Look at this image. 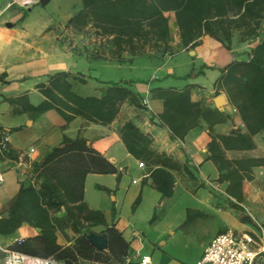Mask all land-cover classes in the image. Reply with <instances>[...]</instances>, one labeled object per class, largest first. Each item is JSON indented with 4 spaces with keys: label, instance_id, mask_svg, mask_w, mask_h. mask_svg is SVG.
I'll use <instances>...</instances> for the list:
<instances>
[{
    "label": "crops",
    "instance_id": "1",
    "mask_svg": "<svg viewBox=\"0 0 264 264\" xmlns=\"http://www.w3.org/2000/svg\"><path fill=\"white\" fill-rule=\"evenodd\" d=\"M81 8L82 0H0V128L9 133L12 153L0 154L6 176L0 188V216H9L22 186L40 188L43 178L38 177L36 163L66 139L84 138L116 166L117 172L88 173L82 200L65 198L66 203L49 209L51 217L57 219L53 222L56 243L72 250L74 264H124L125 257L137 251L150 256L151 264H197L208 243L221 233L259 234L264 229V165L252 166L254 178L244 179L238 201L227 191L230 182L220 181L221 172L210 150L214 139L221 143L220 135L228 136L234 130L247 132L226 92L218 93L216 81L221 68L235 59H248L250 40L242 41L240 32L234 31L228 49L204 35L200 44L190 49L182 43L175 15L169 12L168 16L173 15L169 17L172 53L132 55L126 51L122 61L109 53L96 57L82 45V51L73 50L62 38L68 33L69 20ZM200 71L203 73L197 74ZM60 72L68 73L74 89L84 96L100 97L106 83L130 82L142 103L147 99L148 104L143 103L145 109H141L125 101L109 124L81 116L68 121L55 108L38 113L34 107L47 99L40 85H48ZM187 85L193 102L219 109L228 117L213 126L200 119L179 139L161 120L164 99L154 89ZM221 95L225 104L219 107L217 98ZM129 120L149 136L152 149L170 158L176 167H163L155 159L143 161L145 166L140 167L142 160L129 152L119 132ZM253 138L256 147L249 150L226 149L221 143L226 159L234 164L247 158L264 161V132ZM21 153L26 154L23 163L17 160ZM160 167L173 179L168 197L158 189L153 174ZM207 180L219 189L210 187ZM113 226L128 243L122 260L110 255L107 229ZM90 233L106 234L108 247L97 248L89 240ZM40 234V227L24 222L13 234H0V243L13 246ZM189 245L194 246L195 254L188 261L179 251Z\"/></svg>",
    "mask_w": 264,
    "mask_h": 264
},
{
    "label": "trees",
    "instance_id": "2",
    "mask_svg": "<svg viewBox=\"0 0 264 264\" xmlns=\"http://www.w3.org/2000/svg\"><path fill=\"white\" fill-rule=\"evenodd\" d=\"M169 12L175 15L182 43L190 49L199 45L204 35H210L228 49H231L234 31L240 32L242 41L250 40L248 59H235L221 68L216 88L218 93L221 90L226 92L247 129L246 133L234 130L228 136L220 135L222 145L226 149H254V135L264 132V0H82V8L69 20L67 28L76 32L89 26L96 28L95 34L111 47L108 51L96 49L93 54L99 57L109 53L111 58L122 61V54L126 51L132 55L148 51L172 53ZM68 78V73L60 72L50 78L48 85H40L47 99L34 107L38 113L55 108L68 121L81 116L91 122L109 124L115 120L125 101L145 109L140 95L129 86L130 82L106 83L101 89L102 95L98 97L81 95ZM154 91L164 99L165 108L160 118L174 138L183 139L200 119L213 126L228 117L219 109L204 108L193 102L190 85L182 89L159 87ZM119 132L129 152L138 159L149 162L155 159L163 167H176L170 158L152 149L149 136L133 121H126ZM2 137L3 130L0 128V141ZM221 143L216 139L211 142V158L221 172L220 181L230 182L227 191L239 201L242 199L244 179L254 178L252 166L255 163L264 165V161L247 158L238 164L231 163L226 159ZM4 153L12 156L11 150ZM35 170L38 177L43 178L40 188L33 185L21 187L10 206L9 216H0V234H13L22 223L28 222L40 227L41 234L17 241L10 246L12 249L74 264L72 250L56 243L53 222L57 219L51 217L49 209L66 203L65 198L82 200L88 173H115L117 168L88 145L86 139L68 138L62 146L54 148L36 163ZM153 174L163 196H170L173 184L171 174L162 167ZM107 232L110 255L122 260L127 255L128 243L114 226L109 227ZM262 261L264 257L257 264Z\"/></svg>",
    "mask_w": 264,
    "mask_h": 264
},
{
    "label": "built area",
    "instance_id": "3",
    "mask_svg": "<svg viewBox=\"0 0 264 264\" xmlns=\"http://www.w3.org/2000/svg\"><path fill=\"white\" fill-rule=\"evenodd\" d=\"M144 104H148L147 99L143 100ZM9 133L3 132L0 141V154L9 152ZM35 151L30 149V153ZM26 154L18 155L17 160L20 163L25 161ZM140 167H144L145 163L141 161ZM6 176L3 165L0 161V188L5 183ZM136 183L137 181L134 180ZM210 187L219 189L218 185L211 180H207ZM134 235L140 237L138 231ZM0 252L3 254V264H65L53 257H39L26 254L12 249L10 246H4L0 243ZM264 257V229L261 228L259 234L244 233L236 234L227 231L215 236L205 247L201 258L197 264H257ZM136 259V260H135ZM124 264H151L150 256H141L137 251L134 256L125 257Z\"/></svg>",
    "mask_w": 264,
    "mask_h": 264
},
{
    "label": "rangeland",
    "instance_id": "4",
    "mask_svg": "<svg viewBox=\"0 0 264 264\" xmlns=\"http://www.w3.org/2000/svg\"><path fill=\"white\" fill-rule=\"evenodd\" d=\"M81 0H73V3H80ZM172 13L169 14V17L172 18ZM96 28L89 26L87 29L81 32H76L74 30H68V33L62 38L67 42L70 43V46H73V50L76 51H82L81 45L88 49V51L94 53L96 49H101L102 51H108L110 49V44L105 41L100 39L95 34ZM81 35L83 37H81ZM83 40V41H82ZM87 41V42H86ZM86 42V43H85ZM160 57V56H159ZM182 251L180 252V255L186 260H191L195 254V248L192 245L181 247ZM0 264H3V254L0 252ZM259 264H264V261L260 262Z\"/></svg>",
    "mask_w": 264,
    "mask_h": 264
},
{
    "label": "water",
    "instance_id": "5",
    "mask_svg": "<svg viewBox=\"0 0 264 264\" xmlns=\"http://www.w3.org/2000/svg\"><path fill=\"white\" fill-rule=\"evenodd\" d=\"M225 104V98L224 96H219L217 98V105L219 107L224 106ZM89 240L99 249H106L108 247V238L106 234H96V233H90L89 234Z\"/></svg>",
    "mask_w": 264,
    "mask_h": 264
}]
</instances>
